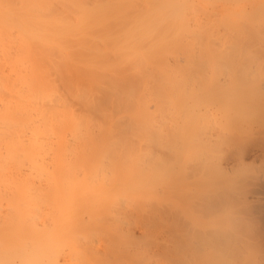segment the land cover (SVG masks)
Segmentation results:
<instances>
[{
  "label": "rangeland",
  "instance_id": "374dc122",
  "mask_svg": "<svg viewBox=\"0 0 264 264\" xmlns=\"http://www.w3.org/2000/svg\"><path fill=\"white\" fill-rule=\"evenodd\" d=\"M190 1L183 48L167 54L162 65L146 67L141 85L136 79L126 82L133 86L132 97L122 99L131 103L132 117L119 104L125 120H118L127 126L129 118L132 124L122 133L121 155L127 146L136 160L130 157V163L141 172L135 175L143 177L136 181L132 174L133 183L126 184L135 194L124 183L106 205L107 214L98 212L111 230L106 233L100 224L95 235L105 232L107 237L101 236L113 243L116 235L130 233L134 243L110 245L101 236L94 242L90 229L98 223L87 221L90 237L82 231L87 225L72 224L64 234L71 242L60 240L74 248V254L65 248L69 257L62 252L66 264H264V0ZM238 92L246 97H236ZM120 162L108 169L113 175L105 168L109 183L119 176L117 165L123 170ZM100 166L91 169L102 172ZM125 190L131 193L126 196ZM86 241L97 256L86 250ZM61 258L59 264H65Z\"/></svg>",
  "mask_w": 264,
  "mask_h": 264
},
{
  "label": "bare ground",
  "instance_id": "6f19581e",
  "mask_svg": "<svg viewBox=\"0 0 264 264\" xmlns=\"http://www.w3.org/2000/svg\"><path fill=\"white\" fill-rule=\"evenodd\" d=\"M190 2L0 0V264H16V260L20 264H45L46 259L48 264H59L65 253L74 251L71 243H60L72 224L77 229L88 226L89 221L98 223L90 229L95 233L89 232V226L83 227L88 237L99 233L96 227L109 231V225L101 224L106 205L119 195L120 186L133 183L139 178L135 174L141 176L127 146V153L121 155L122 143L126 144L123 132L132 127L129 118L127 126L120 123L123 109L132 117L131 103L126 100L133 86L128 81L139 80L136 83L140 84L148 73L146 67L159 66L167 54L181 49L180 36L186 28L185 10ZM235 96L246 97L240 92ZM117 111L121 118L115 117ZM105 160L113 164L106 166ZM119 161L124 168L116 166L115 175L118 170L119 176L113 185L107 178L114 172L108 169ZM97 164H104V168L100 166L102 172L99 167L97 173L91 169ZM105 168L112 174L105 175ZM94 177L95 183H91ZM131 190L134 193L135 188ZM105 232L100 234L107 237ZM126 234H115L118 242L113 243L108 235V244L120 241L124 245L128 241L132 245L130 233L127 238ZM100 236L95 235L94 242H99ZM90 244L86 250L97 256L95 245ZM66 247L71 251L67 253Z\"/></svg>",
  "mask_w": 264,
  "mask_h": 264
}]
</instances>
